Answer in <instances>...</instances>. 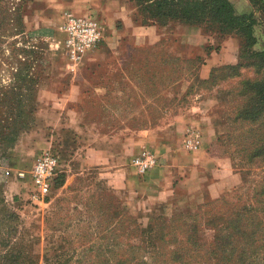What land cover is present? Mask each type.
Listing matches in <instances>:
<instances>
[{
	"label": "rangeland",
	"instance_id": "374dc122",
	"mask_svg": "<svg viewBox=\"0 0 264 264\" xmlns=\"http://www.w3.org/2000/svg\"><path fill=\"white\" fill-rule=\"evenodd\" d=\"M24 1L0 0V264H114V255H144L152 234L164 239L167 254L191 253L188 241L205 249L220 234L223 264H264V56L255 55L264 51V15L254 14L251 48L216 25L177 23L178 38L144 37L141 44L111 33L126 46L119 56L105 55L86 93L59 108L38 90L76 91L81 65L71 66L61 27L45 39L23 25ZM228 1L237 13L251 10ZM172 39L190 57L179 55ZM162 122L179 129L172 144L180 152L186 128L200 131L201 148L219 161L208 176L213 194L179 215L134 217L113 194L108 141ZM86 130L104 151L97 166L85 155ZM47 149L57 152L64 180L39 205L29 171Z\"/></svg>",
	"mask_w": 264,
	"mask_h": 264
},
{
	"label": "crops",
	"instance_id": "0c3cea01",
	"mask_svg": "<svg viewBox=\"0 0 264 264\" xmlns=\"http://www.w3.org/2000/svg\"><path fill=\"white\" fill-rule=\"evenodd\" d=\"M240 1L243 5L250 6L248 8L254 14L258 12L252 8L248 0ZM21 8L23 25L34 32L41 31L42 38L45 39L60 33L59 28L62 27L64 20L63 14L67 11L76 16H97L104 24L103 34L107 39L98 50L96 48L97 51L92 50L86 53L79 62L82 73L78 85L74 84L76 91L72 89L73 86L61 94L60 90H50L47 87H41L38 90L39 97L53 95L55 106L59 108L64 107L66 102L74 103L79 95L86 93L92 84L89 82L90 78L99 75L96 69L99 70L98 65L102 66L104 58L106 59L105 55L111 51L114 56H119L117 48L126 46L127 41L118 42L114 38L111 39V33L122 38L136 37L133 42L138 44L147 41L144 37L149 38L147 43H154L159 36L175 37L177 35L175 22H170L164 27L143 26L138 9L130 0H26L22 2ZM116 24L121 27L120 30L116 29ZM176 37L178 38V35ZM228 41H225L226 46ZM171 43L179 55L190 57V54L187 55L182 49L180 41L175 42L172 39ZM206 69H203L201 74H206L208 72ZM93 72L96 73L93 74ZM46 105L49 106V104ZM178 130L174 124L162 122L141 130H134L131 134L116 133L108 141L111 145V178L113 179L114 176L116 183L113 194L121 202V207L131 216L167 215L194 207L207 200L208 195L212 196L213 187L208 183V176L219 161L201 147L195 153L177 151L172 143L175 137L177 139L180 137ZM82 136L85 143V155L90 156L88 163L97 166L104 152L99 146L100 141L92 130L83 131ZM143 149L150 150L156 155L158 165L139 179L129 163Z\"/></svg>",
	"mask_w": 264,
	"mask_h": 264
},
{
	"label": "trees",
	"instance_id": "16d2710c",
	"mask_svg": "<svg viewBox=\"0 0 264 264\" xmlns=\"http://www.w3.org/2000/svg\"><path fill=\"white\" fill-rule=\"evenodd\" d=\"M130 1L137 7L143 26L155 25L164 27L170 22L197 27L203 24L216 25V31L221 35L229 33L239 35L244 42L243 47L251 48L257 44V39L254 35L257 21L254 17V12L251 10L237 13L228 0H185L184 2L180 0ZM249 2L254 10L264 14V0H249ZM255 55L263 57L264 51ZM53 152L58 156L57 152ZM63 180V175L59 172L53 179L51 190L56 191L61 187ZM116 199L118 200L117 197ZM118 202L119 209L127 213V210L121 207V202L119 200ZM180 212L182 211L176 214L179 215L181 214ZM157 216L155 215V217ZM150 217L153 218L154 216ZM146 241L144 255L140 257L131 256L128 259L114 255L112 261L114 264H223L224 260H226V242L220 234L216 235L213 244L205 249H203V246L198 245L196 241H188L191 243V253H187V251L180 253V248L173 249L168 254L160 251L161 246H165V242L162 237L155 234L149 236Z\"/></svg>",
	"mask_w": 264,
	"mask_h": 264
},
{
	"label": "built area",
	"instance_id": "2783aa9c",
	"mask_svg": "<svg viewBox=\"0 0 264 264\" xmlns=\"http://www.w3.org/2000/svg\"><path fill=\"white\" fill-rule=\"evenodd\" d=\"M61 32L64 35L62 46L71 66L79 63L84 55L96 49L103 42L101 21L93 16H76L67 11L63 14ZM182 150L195 153L201 147V133L196 127H188L181 141ZM59 156L52 150L42 151L31 166V200L39 205H46L52 192V182L59 173ZM137 177L142 179L158 164L156 155L143 149L130 162Z\"/></svg>",
	"mask_w": 264,
	"mask_h": 264
}]
</instances>
